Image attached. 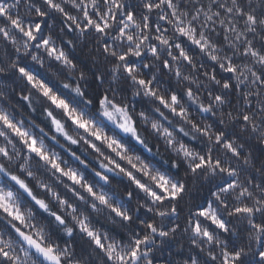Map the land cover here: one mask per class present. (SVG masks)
<instances>
[{"label":"clouds","instance_id":"9594fccd","mask_svg":"<svg viewBox=\"0 0 264 264\" xmlns=\"http://www.w3.org/2000/svg\"><path fill=\"white\" fill-rule=\"evenodd\" d=\"M0 264H264V0H0Z\"/></svg>","mask_w":264,"mask_h":264}]
</instances>
